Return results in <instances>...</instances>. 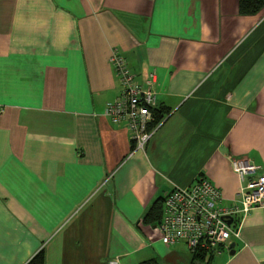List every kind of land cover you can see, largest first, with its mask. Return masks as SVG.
I'll return each mask as SVG.
<instances>
[{"label": "crops", "instance_id": "0c3cea01", "mask_svg": "<svg viewBox=\"0 0 264 264\" xmlns=\"http://www.w3.org/2000/svg\"><path fill=\"white\" fill-rule=\"evenodd\" d=\"M237 1L0 0V264H264V206L205 260L142 221L198 176L229 204L228 156L264 171V3ZM111 48L164 112L142 150L103 115Z\"/></svg>", "mask_w": 264, "mask_h": 264}, {"label": "built area", "instance_id": "2783aa9c", "mask_svg": "<svg viewBox=\"0 0 264 264\" xmlns=\"http://www.w3.org/2000/svg\"><path fill=\"white\" fill-rule=\"evenodd\" d=\"M108 63L118 80L119 92L104 104L103 115L113 125L128 130L131 150H142L164 119L162 116L156 121L153 116L155 91L150 83L135 79L115 48L109 51ZM228 165L238 179V189L229 204L222 203L220 189L205 176L185 186L175 185L165 193L154 227L161 245L183 244L190 256L204 260L222 250L229 251V244L239 239L242 218L264 206V171L244 156H228Z\"/></svg>", "mask_w": 264, "mask_h": 264}, {"label": "trees", "instance_id": "16d2710c", "mask_svg": "<svg viewBox=\"0 0 264 264\" xmlns=\"http://www.w3.org/2000/svg\"><path fill=\"white\" fill-rule=\"evenodd\" d=\"M264 0H238L237 7L240 14H254L258 12L263 6ZM163 110L158 107L153 110V116L155 120H159L163 114ZM161 215V201H154L146 210L142 217V221L145 223H157ZM200 258V256H194L193 258ZM150 262H144L143 264H149ZM25 264H44V252L39 249L34 253Z\"/></svg>", "mask_w": 264, "mask_h": 264}, {"label": "water", "instance_id": "95a60500", "mask_svg": "<svg viewBox=\"0 0 264 264\" xmlns=\"http://www.w3.org/2000/svg\"><path fill=\"white\" fill-rule=\"evenodd\" d=\"M229 222H230V218H227L226 223H229ZM234 245H235L234 242H231L229 244V251H228L229 255H232L234 253Z\"/></svg>", "mask_w": 264, "mask_h": 264}]
</instances>
